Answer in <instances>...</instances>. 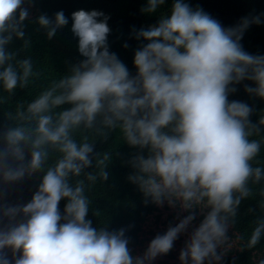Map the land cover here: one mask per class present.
<instances>
[{"label": "clouds", "instance_id": "9594fccd", "mask_svg": "<svg viewBox=\"0 0 264 264\" xmlns=\"http://www.w3.org/2000/svg\"><path fill=\"white\" fill-rule=\"evenodd\" d=\"M32 3L0 0V87L9 96L40 76L30 56L18 58L19 51L8 49L14 38L23 40L20 51L31 47L24 21ZM164 4L146 0L141 11L153 14ZM261 16L225 28L202 8L174 0L170 14L156 24L133 28L134 38L147 43L134 53L132 75L109 51V17L74 11L71 32L84 59L27 105L4 113L0 126V184L39 180L27 203H0V264H152L188 233L196 209L203 219L181 248L180 264H221L239 206L253 195L250 184L264 181V167L253 166L262 141L252 139L261 134L264 116L252 123L254 109L228 99L245 80L255 85L245 91L264 99V55L250 54L240 43L251 25L264 23ZM34 23L51 40L68 18L61 10L54 17L41 14ZM116 130L138 149L127 161L134 170L127 180L144 204L167 203L189 213L157 234L142 255L132 254L127 228L109 231L87 218L86 188L109 179L114 154L95 151V139L85 134L78 142L74 133L106 142ZM259 207L264 209V200ZM254 225L249 248L264 237V216Z\"/></svg>", "mask_w": 264, "mask_h": 264}, {"label": "trees", "instance_id": "16d2710c", "mask_svg": "<svg viewBox=\"0 0 264 264\" xmlns=\"http://www.w3.org/2000/svg\"><path fill=\"white\" fill-rule=\"evenodd\" d=\"M184 2L193 9L202 8L225 28L237 25L243 17L264 14V0H184ZM173 3L174 0H165V4L157 12L146 14L141 11L146 0H98V6L94 9L109 17L107 21L111 30L108 35L109 51L118 56L132 75L136 73L133 63L134 53L141 44L147 43L134 38L133 28L138 31L142 27L146 28L156 24L161 15L170 14ZM65 6L66 9L74 11L72 1L66 2ZM28 10L30 16L24 21V32L25 39L31 41V47L25 51H20L23 40L14 38L8 45V49L19 51L20 56L18 58L30 56L34 62V71L39 72L40 76L31 78L27 88H17L12 96H9L0 87V108L3 107L6 112L10 111L7 106L10 104L9 102L15 101L27 105L40 92L49 87L53 80H58L67 74L72 64L84 59L78 52V38L73 35L71 30L69 33L72 37L60 39L56 33L49 40L45 31L34 23L35 18L41 14L54 17L56 12L62 10L61 0H33V5ZM261 19L264 21V16H261ZM240 43L246 52L253 55H264V23L251 25L244 32ZM125 44L128 45L127 48L124 47ZM246 85L255 86L251 81H242L240 84L234 85L237 91L231 93L228 99L229 101L247 103L254 109L250 116L251 122L258 123L260 117L264 116V99L250 96L245 91ZM19 103H15V109ZM1 114L0 118L4 119V113ZM2 125L0 123V126ZM85 134L89 135L90 139L96 140L95 151L101 153L109 151L114 154L107 169L109 179L106 182L97 179L95 184L86 188L85 194L90 200V211L87 218L92 221L94 227L107 225L109 231L127 228L126 235L130 238L129 248L133 255H137V248L142 244L141 235L144 225L154 210L153 206H147L143 211L138 209L142 193L136 185L127 180L128 175L134 171L127 161L138 149L127 145L119 130L112 132L106 142L102 138L93 137L91 133L82 131L74 133V138L79 142L82 135ZM252 139L262 141L260 153L253 161V166L264 167V127H262L261 134L253 136ZM86 171H95V169L89 168ZM83 178V176L74 178V181ZM22 183L24 184L23 193L31 192L34 194L39 180L38 177L26 178ZM88 183L86 181V185ZM250 187L253 190V195L241 202L236 223L231 228L233 237L237 239V248L231 249L229 254L224 256L221 264H259V261H264V237L255 247H247L255 226V219L264 216V209L259 207L260 202L264 200V197L260 195L261 191L264 190V181L258 184H250ZM66 202V200L60 202L61 212H63ZM0 203H4V193L1 191ZM250 208L256 209L255 213L249 212Z\"/></svg>", "mask_w": 264, "mask_h": 264}, {"label": "rangeland", "instance_id": "374dc122", "mask_svg": "<svg viewBox=\"0 0 264 264\" xmlns=\"http://www.w3.org/2000/svg\"><path fill=\"white\" fill-rule=\"evenodd\" d=\"M62 1V11L64 12L65 16L68 18V25L65 26L63 29L58 30L57 35L60 39H65L68 37H72L69 33V30H71L72 25V19L71 14L74 11L78 10H85V11H91L95 10L98 6V0H61ZM72 1V5L74 7V11L66 9V2ZM33 5V3H32ZM27 7V5H25ZM77 7V9H75ZM10 104L7 105L8 109L10 111L15 109V101L9 102ZM20 104V103H19ZM6 113L5 110H3V107L0 108V114ZM2 115V114H1ZM0 123H5V118H0ZM22 181L19 183H16L14 185H2L0 184V191L4 193V203L9 204H17V203H27L30 201L32 197L31 192L23 193ZM144 198L143 195H141L140 202L138 203V209L143 211L145 207L147 206H153L154 210H152V213L148 216L147 222L144 225L143 233L141 235L142 244L137 248V255H142L145 249L147 248L150 241L157 235V234H163L166 232L169 225L175 226L177 223H179V220L182 219L184 216L188 215V212L182 211L179 207L172 208L167 205V203L164 204V206L159 207L155 204L149 203L148 205L144 204ZM197 212V217L193 221V225L190 226L188 233L181 234L179 238L175 241L173 249L164 256L157 257L152 264H180L179 261V253L181 248H183L185 241L188 238V235L192 231L193 227H196L199 225V223L203 219V215L199 213V209L195 210ZM229 241L224 246V249L226 250L225 255L229 254V251L231 249L237 248V239L233 237V233L231 229L229 230ZM259 264H261V261H259Z\"/></svg>", "mask_w": 264, "mask_h": 264}]
</instances>
